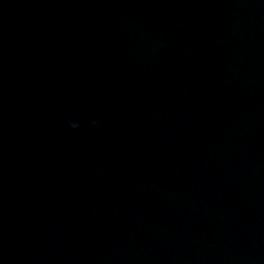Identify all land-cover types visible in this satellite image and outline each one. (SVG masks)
I'll list each match as a JSON object with an SVG mask.
<instances>
[{"label":"water","instance_id":"1","mask_svg":"<svg viewBox=\"0 0 264 264\" xmlns=\"http://www.w3.org/2000/svg\"><path fill=\"white\" fill-rule=\"evenodd\" d=\"M0 264H264V0H0Z\"/></svg>","mask_w":264,"mask_h":264},{"label":"clouds","instance_id":"2","mask_svg":"<svg viewBox=\"0 0 264 264\" xmlns=\"http://www.w3.org/2000/svg\"><path fill=\"white\" fill-rule=\"evenodd\" d=\"M78 125L77 124H70V127H72V128H76Z\"/></svg>","mask_w":264,"mask_h":264}]
</instances>
